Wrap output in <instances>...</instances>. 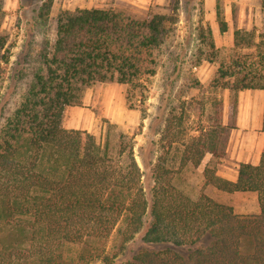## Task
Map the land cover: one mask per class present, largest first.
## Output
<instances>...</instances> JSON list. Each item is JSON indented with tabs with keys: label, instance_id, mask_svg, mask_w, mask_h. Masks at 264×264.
I'll return each instance as SVG.
<instances>
[{
	"label": "trees",
	"instance_id": "obj_1",
	"mask_svg": "<svg viewBox=\"0 0 264 264\" xmlns=\"http://www.w3.org/2000/svg\"><path fill=\"white\" fill-rule=\"evenodd\" d=\"M51 3L42 0L41 17ZM175 11L65 12L53 40H42L24 95L0 118V264H264V148L257 165H239L235 181L203 168L204 185L225 194L256 195L258 214L238 215L207 195L182 194L171 183L164 156L150 164L153 185L146 192L133 146L120 144L113 155L107 142L62 126L65 109L80 106L96 83L126 85V102L134 107L156 74L157 54L177 22ZM215 15L224 32L218 5ZM257 36L256 42L255 33L235 30L232 54L220 58L208 30L211 51L204 59L217 63L211 89L228 90L233 97L244 90L264 93V33ZM5 45L0 32V63L7 61ZM243 49L253 52L242 54ZM2 74L0 66V81ZM189 75V86L200 89ZM183 113L181 104L168 110L161 132L168 141L161 149L168 155L177 139L181 163L198 167L205 134L199 129L181 141ZM138 235L143 246L125 259L127 245ZM111 236L107 249L103 244ZM70 245L80 250L66 258L64 248Z\"/></svg>",
	"mask_w": 264,
	"mask_h": 264
},
{
	"label": "rangeland",
	"instance_id": "obj_2",
	"mask_svg": "<svg viewBox=\"0 0 264 264\" xmlns=\"http://www.w3.org/2000/svg\"><path fill=\"white\" fill-rule=\"evenodd\" d=\"M41 3L42 0H0V32L6 37L7 59L6 63H0L3 70L0 118L12 112L20 102L35 54L43 39L53 40L57 19L63 13L115 8L134 14H171L175 8L177 22L157 54L156 74L146 84L143 94L135 98L134 107L126 102V85L96 83L86 89L80 106L65 109L62 126L67 130L86 131L102 145L107 142L113 155L120 144L125 148L133 146L134 159L144 174L146 192L153 185L150 164L164 156L166 167L171 171V183L182 194L191 199L204 194L218 203L230 205L235 214L255 215V194L218 192L204 185L202 171L207 165L217 171L220 165L236 168L243 162H255V147L264 136L259 135L260 131L255 135L257 90L240 91L233 97L228 90L211 89L208 83L217 63L206 61L204 55L211 51L208 30L220 58L232 54L233 32L237 29L255 33L257 42V35L264 33V0H164V3L156 0H52L43 17L39 11ZM217 5L220 20L226 22L224 32L216 19ZM239 52L249 54L253 50ZM190 72L202 85L200 89L191 88L187 83L191 79ZM180 104L184 107L181 141L186 142L188 135L197 136L199 129L205 134V157L198 167L181 163L182 147L177 139L168 155L161 149L168 141L161 139L166 114ZM120 135L123 140L119 139ZM210 144L213 149H209ZM140 238L138 235L127 245L125 259L143 246ZM113 242L114 236H111L103 246L108 249ZM79 250L80 246H66V258L74 257ZM91 264L102 263L94 260Z\"/></svg>",
	"mask_w": 264,
	"mask_h": 264
},
{
	"label": "crops",
	"instance_id": "obj_3",
	"mask_svg": "<svg viewBox=\"0 0 264 264\" xmlns=\"http://www.w3.org/2000/svg\"><path fill=\"white\" fill-rule=\"evenodd\" d=\"M157 3H164V0H156ZM263 108H264V93L262 91H255V135L257 132L260 131L259 135L264 134L262 131V116H263ZM263 137V138H262ZM261 139V144L257 145L255 147V162H251L250 164L257 165L259 162V157L262 149L264 148V136H262ZM243 163H248V162H243ZM240 164L236 165V168H231L228 166H222L220 165V168L216 171V174L219 177L225 178L230 181H235L237 177V171L238 167ZM225 194V193H224ZM234 194H246V193H234ZM253 194V193H249ZM227 195H232V194H227ZM255 214H258L259 208L257 204V199L255 195Z\"/></svg>",
	"mask_w": 264,
	"mask_h": 264
}]
</instances>
